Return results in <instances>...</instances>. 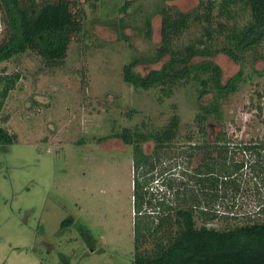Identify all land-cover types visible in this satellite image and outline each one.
<instances>
[{
	"label": "rangeland",
	"instance_id": "obj_1",
	"mask_svg": "<svg viewBox=\"0 0 264 264\" xmlns=\"http://www.w3.org/2000/svg\"><path fill=\"white\" fill-rule=\"evenodd\" d=\"M76 2L83 28L74 35L63 66L49 67L31 52L0 63V75L21 76L0 111V124L18 137L12 144H0V264H134V184L142 173L135 169L133 146L110 135L143 124L160 130L175 115L179 132L170 147L158 149L154 141L143 145L152 156L154 179H185L181 194L167 192L170 205L188 199L186 189L201 193L213 187L223 196L215 205L227 215L199 212V227L228 229L264 222V212L259 214L264 171L252 169L260 154L264 166V150L244 149L264 146V41L247 51L242 62L222 53L197 58L219 65L223 84L236 79L234 89L220 98L221 117L206 121L204 135L196 121L198 85L180 84L165 97L159 88L127 84L123 72L135 57L149 59L161 45L163 18L158 11L163 4L190 12L202 0ZM218 13L216 19L239 29L251 20L242 4L232 7L230 18H219ZM148 18L151 39L145 30ZM205 27L194 23L176 45L195 43L214 53L226 44L223 36L209 41ZM5 36L0 22V43ZM162 64L142 63L136 71L146 75ZM214 96L202 103H212ZM220 133L229 140L221 153L215 148L222 144L216 141ZM209 172L214 174L206 177ZM222 175H228L229 187ZM153 248L152 242L143 247Z\"/></svg>",
	"mask_w": 264,
	"mask_h": 264
},
{
	"label": "trees",
	"instance_id": "obj_2",
	"mask_svg": "<svg viewBox=\"0 0 264 264\" xmlns=\"http://www.w3.org/2000/svg\"><path fill=\"white\" fill-rule=\"evenodd\" d=\"M239 4L251 12L249 24L242 29L216 19V10L219 18H230L232 7ZM129 6L130 3H127L123 11ZM77 7L76 0H0V22L6 27V36L0 43V63L31 52L49 67L63 66L74 35L79 34L83 28L80 11H75ZM158 13L163 18L161 45L153 57L146 60L135 57L130 64L125 65L124 80L137 89L159 88L165 97H171L178 85L194 82L198 85L200 108L196 121L205 135L206 121L211 116L221 117L220 98L234 89L236 79L223 84L221 67L208 59L197 62V58L222 53L235 62H242L247 51L264 41V0H202L190 12L175 10L163 4ZM194 23L205 24L204 35L209 41L223 36L226 44L217 48L214 53L208 47H198L195 43L183 47L176 45ZM145 30L147 38L151 39L150 18L146 19ZM200 42L206 43L203 40ZM146 62L163 64L161 68L152 69L146 75L137 72L136 68ZM20 78V74L0 75V111ZM212 93H215L213 102L203 104L204 98ZM179 122V116L175 115L160 130L145 129L143 124L110 135L111 138L121 139L126 145L133 146L135 169L142 173H139L134 184L137 217L134 264H264V222L254 221L228 229L212 228L205 224L199 227V212L206 215L213 213L217 217H221L219 214L227 215L226 212L221 213L215 205L223 196L215 192L213 187L202 190L201 193L186 189L188 199L185 197L183 202L173 207L166 194L173 191L181 194L187 186L184 177L179 183L170 182L173 179H154L152 156L145 153L143 145L154 141L158 149L170 147L178 137ZM17 140L16 134L0 124V144H12ZM216 141L222 143L215 146L220 153L228 149L223 143H229L224 133H220ZM202 148L204 146L194 147ZM244 149L250 152L255 149L263 151L264 146L246 145ZM259 157L252 166L257 174L264 171L261 154ZM259 163L260 169L257 171ZM210 166L205 165L207 171L211 170ZM212 174L214 173L209 172L205 176ZM222 176L227 180L225 187H229L232 183L228 181V175ZM231 176L233 175H229ZM155 182L158 187L156 191ZM212 201L214 203L210 204ZM231 210L233 207H230L229 211ZM229 211V216H236ZM261 212H264V205L259 209V214ZM149 242L154 244V248L143 249Z\"/></svg>",
	"mask_w": 264,
	"mask_h": 264
},
{
	"label": "flooded vegetation",
	"instance_id": "obj_3",
	"mask_svg": "<svg viewBox=\"0 0 264 264\" xmlns=\"http://www.w3.org/2000/svg\"><path fill=\"white\" fill-rule=\"evenodd\" d=\"M225 145H227V143Z\"/></svg>",
	"mask_w": 264,
	"mask_h": 264
}]
</instances>
